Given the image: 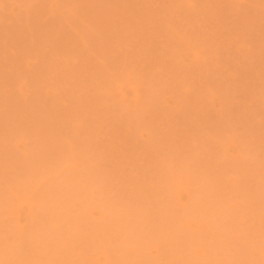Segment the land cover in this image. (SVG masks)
Listing matches in <instances>:
<instances>
[{
  "label": "rangeland",
  "instance_id": "374dc122",
  "mask_svg": "<svg viewBox=\"0 0 264 264\" xmlns=\"http://www.w3.org/2000/svg\"><path fill=\"white\" fill-rule=\"evenodd\" d=\"M0 264H264V0H0Z\"/></svg>",
  "mask_w": 264,
  "mask_h": 264
},
{
  "label": "bare ground",
  "instance_id": "6f19581e",
  "mask_svg": "<svg viewBox=\"0 0 264 264\" xmlns=\"http://www.w3.org/2000/svg\"><path fill=\"white\" fill-rule=\"evenodd\" d=\"M137 93H139V92L137 91ZM137 93L135 94V96H136L135 99L139 100L140 99V94H137Z\"/></svg>",
  "mask_w": 264,
  "mask_h": 264
}]
</instances>
